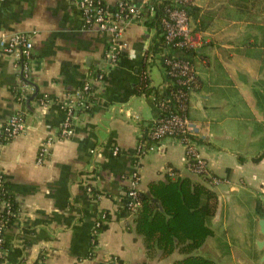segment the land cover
Wrapping results in <instances>:
<instances>
[{
    "label": "crops",
    "instance_id": "0c3cea01",
    "mask_svg": "<svg viewBox=\"0 0 264 264\" xmlns=\"http://www.w3.org/2000/svg\"><path fill=\"white\" fill-rule=\"evenodd\" d=\"M103 1L111 9L118 2ZM148 1L133 0L140 17L125 23V47L119 60L110 62L111 32L87 24L74 0H0V36L23 32L34 42L31 85L22 99L21 61L0 53V122L17 111L25 120L21 133L0 143V173L20 207L4 231V264H34L41 254L44 264H176L183 258L180 246L164 253L148 247L137 231L139 210L129 207L128 191L141 141L146 152L137 157L140 191L151 194L155 180L188 177L217 194L216 212L208 219L214 233L193 252L202 254L213 243L215 222L221 220L241 226L247 215L251 231L259 233L255 238L263 237L264 0H195L192 8L196 43L190 56L200 84L191 94L189 115L215 181L190 167L187 146L178 138H146L164 111L161 101L169 97L155 57L160 52L152 48L157 29L146 22L153 13ZM145 75L158 86V96L138 91ZM87 80L93 85L88 105L79 108L70 135L63 137L65 103ZM45 94L50 100L42 104ZM50 134L55 141L39 163V147ZM152 143L157 146L150 149ZM97 221L108 225L100 231ZM235 253L224 252L231 261Z\"/></svg>",
    "mask_w": 264,
    "mask_h": 264
},
{
    "label": "built area",
    "instance_id": "2783aa9c",
    "mask_svg": "<svg viewBox=\"0 0 264 264\" xmlns=\"http://www.w3.org/2000/svg\"><path fill=\"white\" fill-rule=\"evenodd\" d=\"M82 11L83 18L87 24H98L103 30L111 32L112 38L110 46L107 50V58L110 62H117L125 47V42L121 38V33L125 23L135 20L140 17L137 6L133 0H118L116 7L109 8L103 0H74ZM195 0H172L171 4L166 7L165 16L163 17V34L164 42L168 47L175 46L179 50L184 48L193 49L195 47V33L192 25V15L189 13L187 5L194 4ZM149 10H153V6H149ZM0 53L7 54L15 59H19L22 64L23 79L21 81L22 95L20 99L26 97L27 90L30 89L29 72L31 70V60L34 54V42L30 35L23 32H12L7 35L0 36ZM178 55V57L167 58V62L171 65L169 72L176 77L177 82L181 85L172 93V96L179 101V108L176 111L166 108V100L161 101L160 105L165 110V117L157 118L151 124V133L157 137H173L176 130L184 133L192 134L197 137L199 135L198 125L188 115L189 108V92L199 86V78L193 61L188 58ZM149 57V56H148ZM151 59V57H149ZM103 72L97 75L101 79ZM93 85L90 80L85 81L82 87L73 95L69 96L65 109L67 116L61 126V136H69L72 130V125L77 116L79 108H84L88 105V98L91 95ZM172 98V97H171ZM170 99V98H169ZM50 97L46 94L39 98V102L46 104ZM25 129V120L22 112L17 111L11 114L5 121L0 122V143L5 142L21 133ZM177 138V137H175ZM181 140L180 138H178ZM55 141V135H48L38 150L37 162L43 163L49 154L50 147ZM187 158L192 169L200 175L208 176L214 181L216 177L212 175L208 167L207 161L199 153V143L190 140L186 143ZM157 144L152 143L149 148H155ZM119 148H115L118 152ZM146 152V146L141 141L136 148V156L139 158ZM136 170L132 173L131 186L128 191L129 207L137 212L143 202L141 199L140 190L137 188L139 181V160L137 161ZM172 173H174L172 171ZM91 190V187H89ZM8 209L12 210L8 202L0 196V255L3 253L2 243L4 242V231L7 226L3 220L1 212ZM106 214L103 213V216ZM100 221H97V226ZM4 228V230H3ZM4 261H2V264ZM1 264V263H0Z\"/></svg>",
    "mask_w": 264,
    "mask_h": 264
},
{
    "label": "trees",
    "instance_id": "16d2710c",
    "mask_svg": "<svg viewBox=\"0 0 264 264\" xmlns=\"http://www.w3.org/2000/svg\"><path fill=\"white\" fill-rule=\"evenodd\" d=\"M171 2L172 0L148 1L147 5L153 6V13L148 15L146 22L149 25L155 26L157 29L158 35L155 38L158 39L154 41L152 48L155 53L160 52V54L155 57L161 61L164 68V81L169 97L163 100H166L167 109L176 111L179 108V101L172 96V93L181 85L177 82L176 77L169 72L171 65L167 62V58L178 57L177 50H179V48L170 46L167 52L163 51L167 46L164 42L165 36L162 33V20L165 16L166 7L170 5ZM193 6L194 4L187 5L189 13H192ZM192 52L193 49L184 48L181 56L191 59L190 54ZM196 88L189 92V107L191 94ZM138 91L147 94L155 92L157 96L160 94L158 86L151 84V79L148 75L142 76ZM165 112L164 110L161 117L167 116ZM187 112L189 115V108ZM145 136L146 135H144V137ZM173 137L180 138V141L184 143H188L190 140L199 143L202 140L201 137L184 133L180 130H176ZM146 138H149V141L160 140V137H155L152 134L149 135V133ZM260 158L261 156H257L253 159L259 160ZM137 161L138 158L136 157L135 162ZM171 169L176 173V168L172 167ZM201 176L211 180L208 176ZM149 191L151 194L140 191L143 204L139 212L137 211V231L143 234L148 247L159 246L163 249L164 253H171L177 246H180L183 251L186 252V255L177 260L176 264H225L212 257L193 252L195 249L202 246L207 238L214 233L213 228L208 224V219L213 217L217 209L218 200L215 191L201 183L192 184L191 179L188 177H179L177 179L168 178V181L155 180L150 183ZM150 195L159 199L161 204L160 207H157ZM0 196L8 202L12 210L11 213L7 212L8 209L1 212L3 220L6 221L5 225L8 227L15 222L19 215L20 207L13 191L9 187L5 174L2 173H0ZM260 207L261 214L264 216V202L261 203ZM107 225L108 221H102L101 224L97 226V229L101 231L105 229ZM1 246L3 249L5 242H3ZM44 260L45 256L41 254L34 264H44ZM2 261H4L3 254L0 255L1 264ZM23 262L24 260L21 261V263Z\"/></svg>",
    "mask_w": 264,
    "mask_h": 264
},
{
    "label": "rangeland",
    "instance_id": "374dc122",
    "mask_svg": "<svg viewBox=\"0 0 264 264\" xmlns=\"http://www.w3.org/2000/svg\"><path fill=\"white\" fill-rule=\"evenodd\" d=\"M154 69L158 70L157 68ZM262 131L264 134V127L262 128ZM212 221L213 218L209 222L212 223ZM241 222V226L239 225V222H236V220H233L232 222L227 221L226 224H224V221L222 220L215 222L217 226V236H215L216 239H214L213 243H210L207 248L201 250L200 252L202 254L204 253V255L213 258L215 257L222 263L264 264V247L260 249L257 243L258 238H255L259 236V233L257 230L252 232V222H249L247 215L243 217V221ZM223 241L227 244H222ZM229 248L237 252L235 253V257L234 255L231 256L232 261L228 260V256L224 254V252ZM238 260L239 263H237Z\"/></svg>",
    "mask_w": 264,
    "mask_h": 264
},
{
    "label": "water",
    "instance_id": "95a60500",
    "mask_svg": "<svg viewBox=\"0 0 264 264\" xmlns=\"http://www.w3.org/2000/svg\"><path fill=\"white\" fill-rule=\"evenodd\" d=\"M220 211H221V208L219 207L218 211H217V215H219ZM259 225H260V231H261L263 237L258 240V245L260 248H263L264 247V216H262L259 219ZM263 259H264V255H263Z\"/></svg>",
    "mask_w": 264,
    "mask_h": 264
}]
</instances>
